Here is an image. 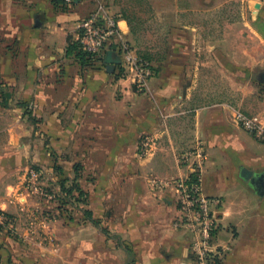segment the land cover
I'll return each mask as SVG.
<instances>
[{"label":"crops","instance_id":"crops-1","mask_svg":"<svg viewBox=\"0 0 264 264\" xmlns=\"http://www.w3.org/2000/svg\"><path fill=\"white\" fill-rule=\"evenodd\" d=\"M230 1L239 5L237 18H228L219 33L195 21ZM120 3L0 0V20H19V100L29 102L28 115L37 120L28 122L19 106V131L0 126V133L6 131L0 134V208L16 212L11 194L21 189L31 165L47 172L55 163L78 161L133 165L141 161L136 149L143 134L158 136L160 149L200 142L207 151L203 191L223 200L216 240L224 256L218 264H249L263 238L264 191L253 179L264 176V148L231 120V97L207 85L236 78L241 103L252 96L251 72L264 69V0H175L161 9L160 19H174L176 26L165 33L168 51L147 94L132 89L121 65L108 70L106 55L88 64L77 57V26L102 4L132 42ZM161 159L158 153L149 168ZM163 174L179 173L175 167ZM100 176L106 186L96 189L98 206L110 211L113 233L102 225L100 235L88 236V223L59 222L51 231L55 242L40 244L19 219L24 238L0 231V264H191L189 236L172 224L178 214L174 192L153 189L138 172Z\"/></svg>","mask_w":264,"mask_h":264},{"label":"rangeland","instance_id":"rangeland-1","mask_svg":"<svg viewBox=\"0 0 264 264\" xmlns=\"http://www.w3.org/2000/svg\"><path fill=\"white\" fill-rule=\"evenodd\" d=\"M191 1L180 0V3L187 4L191 3ZM200 1L203 2V0ZM120 2L124 16L131 20V25L138 31L137 38L134 37L132 42L127 41L128 45L140 57L151 63L154 72L148 86L143 89L136 87L133 84L132 78H130L132 80V89L139 94H147L150 91V82L158 74L163 60L162 57L168 51L167 46H169L168 42L170 43V40L169 36H166L165 33L166 31H172L176 26L174 19H160V10L168 6H175V0H120ZM215 11H212L209 16L208 13L203 12L195 18V21L205 31L208 28L216 29L215 34H217L223 24L229 21L228 18H232L231 20L237 18L239 5L235 1H230L226 6L217 8ZM0 27L2 29L0 31V112H2L0 114V126L1 128L9 126L11 130L13 129L14 132H17L19 131V106L25 108L28 122L35 124L37 120L36 117L28 115L29 102L19 100V20H0ZM145 54L151 57H143ZM122 69V76L129 77L128 72L124 68ZM263 73L264 69H255L251 72V86L254 89V93L252 96L249 95L248 99L242 103L237 95L240 84L236 78H231V80L225 81V83L215 81L207 85L208 90L213 91L216 95L222 92L226 93V96L231 97L227 101V106L232 110L231 120L235 124L234 110H241L252 116L258 115L264 117V110L262 111V108H264ZM204 87L206 88V85ZM8 95H10L7 101L8 105L5 106L4 103ZM211 102L220 103L222 101L215 99ZM5 133L6 131L4 130L0 134ZM251 137L264 148V142L257 140L252 135ZM38 138L45 143L48 141L47 135L44 132H40ZM158 139V136L151 134L141 135L136 149L137 157L141 161L133 165L121 163L120 165H103L101 167V165H96L95 163L78 161L67 166L55 163L52 165V172L44 171L36 165L29 166L28 169L36 168L42 170L41 180L44 189L47 190V195H29L25 189L26 182L24 178L19 192L14 191L11 194L12 196L15 195L14 203L17 208L16 212L11 211V215L16 218L18 224L20 219L21 229L25 228L26 235L33 237L37 242H41L40 244H45L48 241L50 243L55 242V234H52L51 231H56L55 226L59 225V222H70L73 223V226L77 225L75 227H79V224L88 223V236L100 235V227L102 225L105 231L110 230L112 232L110 227L111 213L110 211L101 213L102 208L98 206L97 201L101 199V196L97 197L96 189L106 186V184L102 185L101 176L99 177L101 173H111L112 171L125 174L127 172H138L141 173L142 178L153 189H169L176 194L174 182L180 178L191 177L198 172V152L202 151L205 156L200 171L202 175L207 155L206 148L202 143L195 142L189 147L160 149ZM158 153L162 154L165 160L161 159L155 163L154 167L149 168L150 163L158 156ZM170 160H173V165H169ZM175 167L179 173L177 176L163 174L166 171H173ZM123 182H126V180ZM17 193L19 194V205L16 201V197H18ZM172 224L174 226V221ZM5 233L12 237L24 238V235H20L22 233L20 226L19 233ZM262 237L260 249L254 254L256 259L248 262L249 264H264V230ZM125 242L122 243L125 244Z\"/></svg>","mask_w":264,"mask_h":264},{"label":"built area","instance_id":"built-area-1","mask_svg":"<svg viewBox=\"0 0 264 264\" xmlns=\"http://www.w3.org/2000/svg\"><path fill=\"white\" fill-rule=\"evenodd\" d=\"M62 1L72 4L75 0ZM77 29L80 48L92 58V61L105 56L113 44H116V53L121 55L123 60L119 65L128 72L133 84L140 89L148 86L154 73L151 63L130 48L123 37L118 21L107 12L104 4L99 5L83 18ZM234 121L257 140L264 142V117L234 110ZM198 156V172L191 177L180 178L174 182L178 207L174 226L189 236L191 264H218L224 256L222 246L216 240L223 200L218 196L204 193L200 171L205 156L202 151L198 152ZM42 174L40 169H28L25 175V189L29 195H47L41 180ZM17 196L16 201L19 205V194ZM0 231L19 233L16 218L11 215V212L2 208H0Z\"/></svg>","mask_w":264,"mask_h":264},{"label":"water","instance_id":"water-1","mask_svg":"<svg viewBox=\"0 0 264 264\" xmlns=\"http://www.w3.org/2000/svg\"><path fill=\"white\" fill-rule=\"evenodd\" d=\"M122 62V57L116 53V44H114L112 48L106 52L105 63L107 64V69L112 70L114 64H120ZM262 77L264 80V73L262 74ZM253 184L259 191H264V176L260 175L254 178Z\"/></svg>","mask_w":264,"mask_h":264},{"label":"trees","instance_id":"trees-1","mask_svg":"<svg viewBox=\"0 0 264 264\" xmlns=\"http://www.w3.org/2000/svg\"><path fill=\"white\" fill-rule=\"evenodd\" d=\"M60 2H63L62 0H60ZM128 20V22H129V24H131V20H129V19H127ZM131 27H132V33H133V35H134V37L135 38H137V33H138V31H136V29L131 25ZM75 50L77 51V57L84 63V64H88L89 62H92V58L91 57H89L88 56V54L87 53H85V52H83L82 50H81V48H80V44H79V41L77 40V42H76V44H75ZM146 56H147V58H149V57H151L150 55H143V57H145L146 58ZM98 60H102V58H100V59H98ZM94 61V60H93ZM9 96L10 95H8L7 96V98H6V100H5V103H4V105L5 106H7L8 105V98H9Z\"/></svg>","mask_w":264,"mask_h":264}]
</instances>
